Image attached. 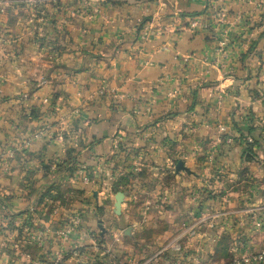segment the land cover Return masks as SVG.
Returning a JSON list of instances; mask_svg holds the SVG:
<instances>
[{"label":"crops","instance_id":"obj_1","mask_svg":"<svg viewBox=\"0 0 264 264\" xmlns=\"http://www.w3.org/2000/svg\"><path fill=\"white\" fill-rule=\"evenodd\" d=\"M85 1L99 13L67 16L68 25L43 29L42 40L37 31L0 27V201L9 213L33 209L32 220L40 222L46 208L57 203L50 196L66 184L76 188V209L83 210V164L97 168L98 177L106 163L114 167L112 173L126 171L115 175L129 176V190L136 195L135 202L125 198L121 205L122 212L131 207L128 215L99 218L95 211L68 242L70 248L82 247L83 264L109 253L95 248V229L101 230L100 241L108 237L103 226L116 230L112 238L120 244L113 246L123 249L120 256L126 249L135 252L137 240L156 245L180 236L188 222L185 210L194 208L190 194L199 197L204 181L210 214L229 205L264 214V101L253 96L264 87V41L251 48L263 30L256 24L264 17V0ZM216 16L223 20L215 21ZM196 17L206 25L191 28ZM7 32L19 41H9ZM223 36L227 45L219 55L216 42ZM204 119L226 128L221 135L229 152L218 157L224 161L221 170L220 163L206 161L216 142L210 130L215 126L205 127ZM247 132L254 141L251 152L244 143ZM145 140L149 151L139 162L145 173L129 174L132 166L123 165L115 145L125 141L135 156ZM11 149V167L5 164V170L2 157ZM66 149L76 150V164L63 162ZM170 159L182 160L185 170H171ZM209 174L213 178L206 180ZM115 181L120 185L114 177L112 185ZM99 199L93 196L95 206ZM141 210L158 213L159 221L141 223ZM55 219L48 221L55 225ZM125 220L130 235L139 237L134 248L117 234L118 222ZM73 259L68 264L78 262Z\"/></svg>","mask_w":264,"mask_h":264},{"label":"rangeland","instance_id":"obj_2","mask_svg":"<svg viewBox=\"0 0 264 264\" xmlns=\"http://www.w3.org/2000/svg\"><path fill=\"white\" fill-rule=\"evenodd\" d=\"M86 10H90L92 14L99 13L98 6L90 4L85 0H0V27L5 28V26H14V28H12L13 33L15 30H20V28L23 27L24 31L26 33H31V35L37 31L36 33L40 36L39 39L42 40L43 38L45 39L42 33L43 29L49 28L56 23L59 27L66 26L70 23L68 20H65L67 16H70L72 18L71 20H73L74 16H77L78 14L82 15L83 11ZM194 20H196L197 24H194L192 19L190 27L193 29L206 25L204 20H201L200 17H196ZM216 20L222 21L223 18L216 16L215 21ZM258 21L259 22L256 26L263 30L259 33L258 38L254 42L256 45L260 41H264V17L260 18ZM15 26H17V28H15ZM7 36H9L8 40L11 42H16V40L19 39L16 35L10 37L8 32L4 37ZM31 39L33 40V36H31ZM18 41L17 43H19ZM216 44L217 54H224L227 39L223 36L217 40ZM253 96L264 101V87L261 86L259 91L254 93ZM23 97L25 99L26 95ZM47 101V98L43 99V103H47ZM207 117L208 116H206V118ZM246 117L247 121H253L248 118L249 116ZM253 119L255 118L253 117ZM204 122H206L205 127H211L214 125L216 128V130L215 128H210L211 131H214V140L216 143L211 146L209 151H206V161L208 164L220 163L219 170H221L224 161L218 159V157L227 155L229 152V146H226L227 144L225 145L226 141L221 135V133L226 132V128L222 123L216 120L212 122L209 121L210 125L207 124L208 120L204 119ZM222 128L223 130H221ZM189 131L190 130H186V132ZM59 136L62 138V134H59ZM250 137L249 132L244 136V143L247 146V151L251 150L250 145L253 144V142L248 143L247 141ZM142 141H144V139H142ZM122 142L123 144L121 143V145H117L118 155H120L121 159H124L123 165L129 166V168L132 166V168L125 170H130L129 174L137 172L144 174L145 169H141L143 164H139V162L143 160L145 151H149L145 150L147 149L146 147H148V141H146V143L144 142V144H147L146 146L141 145L143 148H141L142 152L137 153L135 155L136 157L129 152L131 150L130 146L126 145L124 143L125 141ZM24 145L27 146V143ZM77 145L78 136L74 135V147L78 148ZM149 147L151 148L152 146L150 145ZM85 150H87V148L83 147V151ZM13 154L12 149L5 152L2 157L3 169H5V164L9 168L11 167L10 161L12 160ZM5 158H7L9 162H5ZM92 159L94 160L95 158L90 157L91 163L93 162ZM170 160L168 167L171 170L176 169V165L179 161L183 162L182 160L177 162L172 159ZM203 161L200 159V162ZM105 166L106 171H103L105 175L103 174V176L98 177V175L94 173H97V168L86 167L83 164V180L81 183L83 185V210L79 211L76 209V202H78L79 198L72 193L76 188L67 184V187H61L60 190L57 191L58 194L56 196L54 195L57 199V203L53 202L51 208H46L47 211L44 212L45 215L41 217L40 222L32 220L34 219V212H31L32 214L30 213V218H27V216L24 215V218L18 219L16 215L17 213H9L7 206L0 201V264H68L71 258L78 261L76 264H83V253L79 250L82 247L76 246L77 248H70L68 247V242L72 236H77L82 223L83 227L86 226L87 217L94 214L95 211L99 214V218H102L103 216H109L112 218H120L123 215L127 216L129 213L128 211L131 208L129 206V208H126L123 212L121 209V213L118 216L114 213L113 204L117 192L125 194L123 202L125 198L128 199L131 204L136 201L134 200L136 199V195L134 196V190H129V187L132 186L129 176L125 173L120 177L115 175L116 173L126 171L120 170V172L116 171L115 173H112L114 168L112 167V164L109 165L106 163ZM187 168L190 169L191 167L187 166ZM113 177L118 178V180L126 178L127 181L120 186L117 184V181H115V185H112ZM212 178V175L209 174L205 179L208 180ZM207 187V181H204L200 187L203 193L199 194V197L197 192L194 193V197H192V193L190 194V200L192 201L194 208L192 210H190V207L186 208L185 211H187L186 217L188 222L182 224V232L180 236L172 234L170 239L156 242V245L148 244L147 241L139 242L137 240L138 244L135 252L133 249H131V251L126 249L124 250L125 254L120 256L123 249L113 246L116 242V244H120V241H117L118 239L116 237L112 238V234L116 230L110 228V226H103L106 236L110 238H105L107 242L106 244L104 241L98 243L99 239L97 238V235L98 237L101 236V230L99 228L95 229V231L92 232V234L95 235V248L97 249L100 247L101 250L105 249L111 255V252H115L114 254L117 256H108L107 254L109 253L104 252V255H101L102 257H100L101 259L92 261V264H264V255L260 260L257 259L258 254L264 252V214L262 211L251 208L238 210L233 209L229 205L228 207L222 206L220 209H217L210 214L206 210L208 207L204 204L210 200L209 195H211L208 194L207 191H204ZM77 188L79 187L77 186ZM93 196H97L98 199L100 198L99 201L101 203L99 204L97 202L99 204L96 205L97 208L93 202ZM84 205H86V208L88 209H85ZM98 207L102 209L100 212ZM86 210L89 215L86 214ZM158 210L160 211L157 212H161V209ZM28 211H33V209ZM140 213L145 214L144 210H141ZM53 216L56 217L54 220V222H56L55 225L48 221L53 218ZM159 216L158 213L153 212L150 215L145 214V217H141L140 220H142L141 223L143 221L146 222L147 219H156L159 221ZM171 216L174 218V214ZM197 217L199 219H197ZM77 220L80 224L76 229L74 227V222L77 223ZM259 221L261 222L260 227L256 225ZM131 228V225H128L126 220L118 222L117 234L123 240H126L127 243L129 242L133 247V244H135L133 239L139 237L130 235L132 231ZM142 230L143 228L141 226L140 231ZM208 230H210V232L212 230L214 234H209ZM171 232L174 233L173 231ZM114 238L117 240H114ZM138 245H140V250H138Z\"/></svg>","mask_w":264,"mask_h":264},{"label":"trees","instance_id":"obj_3","mask_svg":"<svg viewBox=\"0 0 264 264\" xmlns=\"http://www.w3.org/2000/svg\"><path fill=\"white\" fill-rule=\"evenodd\" d=\"M263 35H264V33H263ZM256 45V43L254 44L253 43V45H252V47L251 48H254V46ZM31 116H32V114H31ZM30 116V117H31ZM249 130L251 131V128H249ZM250 133V132H249ZM253 143H254V141H253ZM84 147V146H83ZM78 153L76 152V150L75 149H66V151H65V154H64V158H63V162L64 163H70V165L72 164V165H74V164H76V162H78ZM43 168L44 169H47V167L44 165L43 166ZM70 169V168H69ZM71 170V169H70ZM127 180H126V178H121L120 179V181H119V184L121 185H123V183L125 184V182H126ZM119 185V186H120ZM119 188V187H118ZM114 191H118V190H114ZM49 192H50V190L48 189L46 192H43L42 193V197H44V196H47L48 194H49ZM50 196V195H49ZM56 196V195H55ZM55 196H50L51 198H53V200H56V197ZM102 209L101 208H99V212L101 211ZM17 216H21V215H26L27 216V218H30V212L29 211H25V212H22L21 214H16ZM98 239H99V241H98V243H102L101 241H100V239L101 238H99L98 237ZM101 248L99 247V250H100Z\"/></svg>","mask_w":264,"mask_h":264},{"label":"water","instance_id":"obj_4","mask_svg":"<svg viewBox=\"0 0 264 264\" xmlns=\"http://www.w3.org/2000/svg\"><path fill=\"white\" fill-rule=\"evenodd\" d=\"M250 155V154H248ZM176 170H185L184 166H183V162H178L176 165ZM125 194H123L122 192H117L115 194V202H114V213L118 216L121 213V204L123 202V198H124Z\"/></svg>","mask_w":264,"mask_h":264},{"label":"built area","instance_id":"obj_5","mask_svg":"<svg viewBox=\"0 0 264 264\" xmlns=\"http://www.w3.org/2000/svg\"><path fill=\"white\" fill-rule=\"evenodd\" d=\"M193 23H194V24H197L196 20H195ZM102 92H103V91H101V93H102ZM221 130H223V128H222ZM247 141H248V143H251V142H253V139L250 137V138L247 139ZM117 145H118V144L115 145L116 148H117ZM79 224H80V222L77 220V223L74 222V227L77 229V227H78ZM256 225H257L258 227H260V226H261V222H260V221L257 222ZM263 255H264V252H262L261 254H258L257 259L260 260V259L262 258Z\"/></svg>","mask_w":264,"mask_h":264}]
</instances>
